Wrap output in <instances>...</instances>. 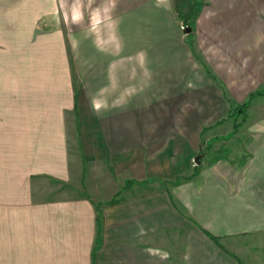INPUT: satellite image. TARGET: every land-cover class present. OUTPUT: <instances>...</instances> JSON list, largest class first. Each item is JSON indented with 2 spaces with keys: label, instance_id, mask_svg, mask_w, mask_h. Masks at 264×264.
<instances>
[{
  "label": "crops",
  "instance_id": "1",
  "mask_svg": "<svg viewBox=\"0 0 264 264\" xmlns=\"http://www.w3.org/2000/svg\"><path fill=\"white\" fill-rule=\"evenodd\" d=\"M79 4L0 0V264H264V0L118 47Z\"/></svg>",
  "mask_w": 264,
  "mask_h": 264
},
{
  "label": "rangeland",
  "instance_id": "2",
  "mask_svg": "<svg viewBox=\"0 0 264 264\" xmlns=\"http://www.w3.org/2000/svg\"><path fill=\"white\" fill-rule=\"evenodd\" d=\"M123 1L125 0H79L80 6L90 7L89 10L94 9L95 15H90L93 17L92 24L88 26V17L85 18L82 15L81 21L76 20L73 25L72 14L65 13L66 31L71 36L75 33L81 39L94 38L101 45L112 44L113 47H118L115 44L119 43L121 33H125L120 28L121 21L128 23V37L135 38L137 23H145L146 25L175 21L185 23L184 11L187 9L196 11L203 4H206V0H126L125 4ZM66 4L68 3L66 2ZM87 8L86 11L88 12ZM126 9L127 11L120 12ZM116 11L120 13H115ZM86 16H89L88 13ZM194 18L191 20L192 22L195 20ZM73 28L75 29L73 30ZM195 162L193 163L194 166L197 164Z\"/></svg>",
  "mask_w": 264,
  "mask_h": 264
},
{
  "label": "trees",
  "instance_id": "3",
  "mask_svg": "<svg viewBox=\"0 0 264 264\" xmlns=\"http://www.w3.org/2000/svg\"><path fill=\"white\" fill-rule=\"evenodd\" d=\"M257 94H259V95H264V91H261V92H259V93H257ZM246 107H247V104H243L238 110H242V111H244Z\"/></svg>",
  "mask_w": 264,
  "mask_h": 264
},
{
  "label": "water",
  "instance_id": "4",
  "mask_svg": "<svg viewBox=\"0 0 264 264\" xmlns=\"http://www.w3.org/2000/svg\"><path fill=\"white\" fill-rule=\"evenodd\" d=\"M191 32V29L189 28L187 31H186V33H190Z\"/></svg>",
  "mask_w": 264,
  "mask_h": 264
}]
</instances>
